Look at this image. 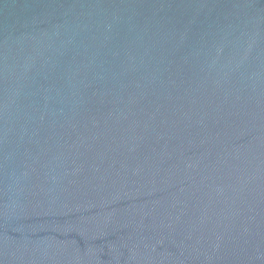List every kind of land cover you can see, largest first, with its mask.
Instances as JSON below:
<instances>
[{
	"label": "water",
	"instance_id": "obj_1",
	"mask_svg": "<svg viewBox=\"0 0 264 264\" xmlns=\"http://www.w3.org/2000/svg\"><path fill=\"white\" fill-rule=\"evenodd\" d=\"M0 264H264V0H0Z\"/></svg>",
	"mask_w": 264,
	"mask_h": 264
}]
</instances>
